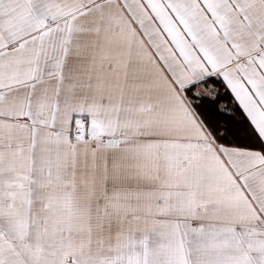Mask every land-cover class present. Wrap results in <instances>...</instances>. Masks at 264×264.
<instances>
[{
  "label": "snow or ice",
  "instance_id": "snow-or-ice-1",
  "mask_svg": "<svg viewBox=\"0 0 264 264\" xmlns=\"http://www.w3.org/2000/svg\"><path fill=\"white\" fill-rule=\"evenodd\" d=\"M0 264H264V0H0Z\"/></svg>",
  "mask_w": 264,
  "mask_h": 264
}]
</instances>
